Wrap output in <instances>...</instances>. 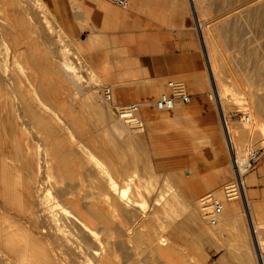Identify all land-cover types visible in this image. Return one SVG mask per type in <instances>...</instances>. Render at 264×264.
I'll list each match as a JSON object with an SVG mask.
<instances>
[{
	"label": "bare ground",
	"instance_id": "obj_1",
	"mask_svg": "<svg viewBox=\"0 0 264 264\" xmlns=\"http://www.w3.org/2000/svg\"><path fill=\"white\" fill-rule=\"evenodd\" d=\"M37 1L39 2L0 0V11L3 12V15L0 14V97L6 94L5 101L9 99L8 93L4 92V87H7L13 89L14 99L17 100L16 111L12 115L10 125L15 137L11 143L14 151L2 155L0 159V264H179V259L183 261L182 264H209L203 252L197 250L198 247L191 256L186 252L184 244L179 243L183 225L180 220L177 221L174 212L178 211H174L175 204L169 203L176 202L180 192L175 190L171 198H167L164 204L160 203V197H155L152 172L147 175L148 177L133 174L137 172L140 162L143 163L142 166L148 162L147 157H143L142 142L140 143L133 133L139 127L142 130L143 119L138 114L135 123L126 121L120 115L118 119L112 120L107 109L97 104L95 100L97 82L108 72L106 61L95 67L87 66L85 62L84 67L79 63L81 57L77 56L74 61V55L72 60L69 52L67 53L66 45L56 42L68 34L59 24L60 21L51 24L50 20H46L47 16L42 14L48 9L46 1L41 0L43 6L40 2L39 6ZM258 1L246 0L244 6L234 12L233 16L241 14L248 8L251 9ZM190 2L194 8L201 43L208 57V69L213 81L210 97L215 99L220 109L225 140L232 155L233 165V154L238 160L241 159L238 156L240 149L236 133L240 132L239 135L244 139L251 138L250 131L246 126H239L237 129L236 125H229L227 120L232 151L223 117L227 119L225 112L227 104L232 100L238 101L237 95L243 92L237 90V81L229 80L230 73L222 63L224 60L220 61L217 56L219 49L215 38L207 31L204 21H201V15L206 10L205 3L202 0ZM230 15L232 14H228ZM258 16L264 17V11H259ZM42 17L46 18L43 20ZM217 30L218 28L214 31L219 38L222 31L219 34ZM105 34L102 30H95L90 34L92 36L89 38V48L104 47L108 51L106 53L108 56L119 54L118 57L122 58L126 55L125 49L119 50L115 40L106 43ZM7 35L11 37L15 48L10 54L6 52L7 50L5 53L4 50L7 48L3 47ZM57 36L59 39H55ZM22 37H28L30 50H22L21 53L18 50L20 47L17 46L21 43ZM41 44L44 46L41 47L39 54L35 49L39 50ZM123 59L124 57L121 59L122 62L113 61L116 66L122 65V69L117 70V81L122 84L125 79L130 78L137 82V85L151 82L147 75L141 74V69L130 72L129 69L128 71L123 69V65H128ZM21 62L28 65V69L26 67L27 70L20 72L16 67ZM133 63L131 60L130 64ZM45 69L48 72H45ZM262 80L264 81V78ZM65 89L67 92L70 91L69 95L68 93L64 95ZM73 89L83 92L85 99L83 98L82 102L79 99L77 104L83 103L81 104L83 111L93 115L87 119L90 130L82 127L74 116L54 117L47 109L48 101L59 95L63 97L60 99L61 102L67 104ZM247 95L255 109L253 117H264L263 97L251 90ZM102 99L103 103H112L106 101L103 96ZM73 101L76 99L70 102L74 103ZM71 103H68L71 108L77 106L76 102L74 106ZM178 105L181 104L177 103L169 109H158L156 105L155 107L158 110H170ZM244 120L250 122V116L247 115V119ZM253 122V125L257 124V121ZM259 126L264 127V123ZM97 133L102 137L100 140L94 139ZM255 138L253 141L258 140ZM130 156L133 158H129ZM233 172L235 184L228 186L233 191L226 194V200L240 198L244 203V213L249 217L252 229L250 239L257 255L255 264H264L262 251L264 236L255 228L254 218L257 214L254 213L252 204L246 201L247 186L244 176L240 182L234 168ZM171 175L172 177H169L178 185L185 184V179L180 174L173 172ZM143 192L150 196L148 201L152 198L149 211H145L138 204L137 195ZM202 198H192L187 204L184 200L182 204L177 203L187 210L185 222L196 227L199 242L214 239L219 231L222 233V227L218 225V221L216 222V217L211 216L214 215L213 204L224 203V200L211 195ZM238 205L240 204L236 202L227 205L225 219L229 221L239 219ZM160 213L164 215V219L157 222L156 217ZM211 223H217L215 225L219 230L213 228L215 225L212 227ZM248 254L249 252L244 253V257L248 258ZM223 260L224 256L219 259L220 264H224Z\"/></svg>",
	"mask_w": 264,
	"mask_h": 264
},
{
	"label": "rangeland",
	"instance_id": "obj_2",
	"mask_svg": "<svg viewBox=\"0 0 264 264\" xmlns=\"http://www.w3.org/2000/svg\"><path fill=\"white\" fill-rule=\"evenodd\" d=\"M45 1L48 5V9L44 13L42 12L41 13L47 16V18L46 17H42V18L43 20L44 18H46V20H50L51 24L55 23V21L56 22L60 21L59 24H61V26L63 27L64 31L68 34V36H64L61 40L57 36L55 37V39H59L58 41L56 40L57 43L66 45L67 53L69 52L71 59L74 58V55H75L74 61H76L77 56L81 57L82 60H80L79 63L80 65L83 64L82 66L84 67H86L85 66L86 63L87 66L95 67L99 64H102V62L106 61L105 66L107 67L106 69L108 70V72L104 76V78L103 77L99 78L97 82V87H96L97 95L95 98L97 104L107 109L112 120L119 118L118 117L119 107H122L130 103H136L140 106L139 117L143 119L144 127H142V130L141 127L137 128V130L135 129L136 131L133 133L135 135V138L139 139L140 143L142 142L141 148L144 150L143 152L145 154V155L143 154V157L145 158L147 157L148 162L145 161L147 162L145 163L146 167L144 165L142 166L143 163L140 162V164H138L139 168L137 167L138 170L136 169L137 172H134L133 174L136 173L135 174L136 176L138 174H142L144 175V177H146L147 175L149 176L150 172H152L153 179L151 180L154 181L153 187L156 194L155 197L157 198L160 197L159 198L160 203L164 204V201L166 202L169 198H171L175 190H176L175 192L178 193L180 192V194L178 195V200H176V202L169 203V205L175 204L174 205L175 210L174 209L173 210L178 211L174 213L177 215V221L178 222L181 221L183 225L181 228L183 232L180 234L181 236H179V241L181 242L179 243H181L182 245L184 244V247H186V252H188L189 255L191 254L192 256L193 254H195L196 247H198L197 250L199 249L201 252H203L204 256H206L205 259L206 260L208 259L207 261L209 264H220L219 259L222 256H224V260H223L224 264H245V263L255 264L257 262L256 261L257 255L256 253H254L255 251L253 248L252 241L250 239V233H252L251 232L252 229L250 226L249 217L246 216L244 213V203H242L240 198H236L235 200L233 199L229 201L226 200L227 199L226 190L229 189L228 186H230L231 184H235L233 165H232V155H230V152L227 151L224 152L221 159L212 162L209 161L204 156H202L201 152L195 153L193 150V145L191 144L190 141H184L181 143H169L166 145L153 147L150 144V137L146 135L147 118L143 117L145 115L144 111L145 109H150L152 113L160 112L159 110L156 109L155 102L158 96L160 95V93L166 90L165 83L168 80L172 79L182 83L183 86L186 87L185 91L191 94L190 101L186 104H181V105L183 106L190 104L194 105L200 103L203 98L206 99L208 102H210L211 105L212 104L214 105L215 99L210 97V95L212 94L213 81L210 77V73L208 69V57L206 54V50H204L205 48H203L204 46L201 43L200 31L198 30V24L194 15V8L192 7V3L190 2V0H130L128 7H121L107 0L110 3V8L104 11H100L101 1L96 3L95 9H89V8L85 9L82 6L75 4L74 6L77 8L79 13L82 14V12L84 11L86 13L85 17L80 16L78 20L80 26V33L78 35H74L65 29L59 15L56 13V11L53 8L52 5L53 0H45ZM39 2L41 3V0H39ZM39 2L37 1V3ZM202 2L205 3L206 10L201 15V21L202 22L204 21V26L207 28V31L209 32L210 35H212L215 38L217 49H219L217 50L218 52L217 56L220 59V61L224 60L222 62L224 63L223 66H226V69L230 73L229 80L235 82L237 81L236 82V84L238 83L236 85L237 90H239V92L241 91L243 92V93L241 92L242 94L237 95V98L239 100L238 101L232 100L231 102H229L225 110V112H227L226 116H227V120H229V125H233V126L236 125L235 127L237 129L239 128V126H246L250 131L251 138L243 139L242 135L241 136L239 135L240 132L236 133L238 138L239 137L242 138V139L237 138L238 147L240 149L238 156L242 159V157L246 156L249 151L256 152L259 151L260 148L262 151L261 158L257 163L255 169H253L252 171H248L244 175V181L246 182V186L248 187L249 185L248 187L249 191L247 190V195L248 192H250L251 197H253L254 199L256 198L260 199L261 196L264 197V181L258 179L259 176L260 177L264 176V127L261 126L263 127L261 128L259 125L262 122L264 123V117L263 116L253 117L254 116L253 113L255 109L253 106H251L248 100L249 98L247 93L249 90H251L254 93H256L258 96L263 97L264 99V81L262 80V78H264V66H263L264 65V19H263L264 17L258 16L259 11L261 10L264 11V0H259L256 4L257 6L253 5L254 7H251L250 5L249 7H251V9L248 8L246 10L247 12L244 10L243 12H241V14L237 16H233L234 12H237V10L240 9V7L242 8L246 0H202ZM136 3H139V5H136ZM109 11H113V13L120 14V17L116 18L113 14L112 15L107 14ZM0 12H1L0 14L3 15V12L2 11ZM132 13L137 15L139 14V16H143L147 24H150L152 22L154 23L158 22L159 24L169 26L177 23L178 21H180L183 24L184 20H187V22L190 24L191 27L189 31L187 29L185 33V37L191 40L192 43L191 45L196 46L202 54V63L199 71L196 73H190L189 75H187L188 76L187 79L182 78L181 76H174V75H169L167 77L162 78L161 82L163 85L160 84L158 93L152 98H148L147 96L148 95L147 86L143 87L142 85H137L136 84L137 82L131 80L130 78L125 79L124 82H122V84L121 82H119V80L117 81L118 79L117 70L122 69L121 67L122 65L116 66L115 64H113V61L122 62L121 59L124 57L123 60H126L128 65L127 64H125V66L123 65V69L124 68L127 69V67L129 66V58L127 57L128 54L127 50L123 48L125 49L127 54L124 55L122 58L118 57L119 54H117V56L116 55L108 56L106 55L108 51L104 47H100L97 49L89 48V38L92 36L90 34H92L95 30H100V31L102 30L104 31V34L106 33L104 37L106 43L110 42L111 40H115L116 38L121 46L129 47V23H131L133 19ZM227 13L232 15L228 16ZM137 18L138 17H134V19ZM216 28H218L217 31H219V34L221 31H222L221 35L223 34L222 36L220 35L219 38L216 36V32L214 31L216 30ZM49 29L52 30L51 27H49ZM35 36L36 35H34V37ZM225 36H227L228 38ZM21 39H22L21 43L19 44V46H17L18 48L20 47L18 50L21 53L23 52L22 50L24 51L30 50V46H29L30 44L27 43L28 37H22ZM221 39L222 42L220 41ZM3 43H4L3 45L4 49L7 48L4 50V52L7 50L6 52L10 54L12 50L15 49L14 45L12 44L11 37H9L8 35L6 36V41H4ZM43 46L44 45L41 44L40 47L38 48L39 50L35 49V52L41 54V50H42L41 47ZM223 57H225V59H223ZM10 65L13 66L12 63H10ZM26 67L28 69V65H25L24 63L22 64L21 62L20 65L16 67V69L21 72L23 70L25 71ZM42 70H44V68ZM46 71L48 72V70L45 69V72ZM47 74L50 75V73ZM196 74H199L201 76L204 83V88H199L198 86H196L195 84ZM245 82L248 84H245ZM105 85H111L113 89V101L111 104L103 103L104 101L102 102L103 99H102L101 89ZM73 90L71 92L72 95L70 98L71 100L69 99L68 101L69 104L72 102V100L75 99L76 101L73 102L74 103L76 102V104L79 102L78 101L79 99L80 101L83 98L85 99L83 92L81 93V91H78L77 89H73ZM75 91L76 93L77 92L78 93L74 94ZM4 92L8 93L9 99L5 101L6 94L0 97V159L2 155H8L9 152L12 151L13 153L14 151L11 143L13 142L15 137L13 135V131L10 130V125L12 124V117H13L12 115L13 113H15L17 107L16 105L17 100L14 99L15 94L13 92V89L4 87ZM69 92L70 91L67 92V89H65L64 95H66V93H68L69 95L70 94ZM64 95L62 94V96ZM60 96L61 95H59L57 98H53L52 101L47 100L49 103L47 105L48 111L54 117L74 116L79 120V123L81 124L82 127H84L87 130H90L87 119L88 117H93V115L83 111V107H82L83 103H81L82 105L79 103L77 104V106H74V103H71L74 106V108L77 107L74 109L71 108L68 103L67 104L62 103L60 99L63 97ZM149 103H151V105H147ZM181 105H178V107H180ZM69 110L70 113L68 114ZM163 112H167V110H164ZM242 113H246V115L250 116V122L245 120L241 121L239 118H237L243 116ZM22 117H24V115ZM25 117L28 116L25 115ZM212 118H213V122L216 124L217 130H220L221 129L220 119L215 108L213 109ZM253 120L257 121V124L253 125L254 124ZM201 121L204 123L207 122L208 119L206 117H202ZM174 130L175 129H173V127L168 123H157L156 129L155 131H153V133L160 136H164L167 133H173ZM255 137H257L258 140H254L255 141L254 142L253 139H256ZM101 138L102 137L98 133L94 137V139L97 140H100ZM130 155L132 154L130 153ZM129 158L132 159L133 156H130ZM190 160H193L194 162H189ZM131 171L132 170H130V173ZM173 172L180 174L185 179V184L182 183L183 185L182 184L178 185L177 183H175L171 178L172 177L171 174H173ZM155 177L157 178V180ZM176 185L178 187H176ZM253 185H257V186L254 188ZM259 185H262L261 189L259 188ZM147 194L148 193L143 192L142 194L137 195V198H139L138 201L140 202V203L138 202V204L141 207H143L145 211L151 210L150 202L152 201V198H149L148 201L147 199L150 196ZM206 195H211L212 197H215L219 200H224L223 211L220 216L215 218L216 222L217 221L219 222V223L217 222L218 225L222 227V233L221 231H219L218 234L220 236L217 234L214 237V239H210L205 242H199L197 240L198 232L196 227H193L192 224L187 225L188 222L187 221L185 222V219L187 220L186 217L187 210L183 209L184 208L183 205L178 206V204L179 203L182 204L183 200L185 201V204H187V202H189V200H191L192 198L203 199L202 197H205ZM134 197L136 198V196ZM235 202L240 204L238 205V209H239L238 212L240 211L238 213L239 221L238 220L229 221L225 219V210L228 204ZM254 203H255V207H254L255 214H257L255 215L254 218L256 220L255 228H257V230L260 231L264 236V198H262V200H255ZM163 210L164 209H162L161 211L164 212ZM212 217L214 218L215 216L212 215L211 218ZM156 218H157V222H161L164 219V215L160 213L159 215H157ZM237 221L239 223L241 222L242 223L239 224ZM217 223L215 224L217 225ZM221 223L222 224L225 223V224H223L222 226ZM215 224L211 223V226L213 227ZM216 225L213 228L219 230ZM240 227H242L243 229ZM244 240H248V241H244ZM245 243L249 245L247 246ZM199 246H201L202 249ZM262 247H263L262 251L264 252V243ZM245 248L248 249L246 250ZM245 250L249 252L248 258L244 257V253H247ZM182 263L183 261L181 262V259H179V264Z\"/></svg>",
	"mask_w": 264,
	"mask_h": 264
},
{
	"label": "crops",
	"instance_id": "obj_3",
	"mask_svg": "<svg viewBox=\"0 0 264 264\" xmlns=\"http://www.w3.org/2000/svg\"><path fill=\"white\" fill-rule=\"evenodd\" d=\"M99 1H101L100 11L110 8V3L107 0H53L52 5L65 29L78 35L80 33L78 20L80 16L85 17L86 13L84 11L81 15L74 5H80L85 9H95V5ZM107 14H113L116 18L120 17V14L113 13V11H109ZM132 16L133 19L129 23V47L121 46L116 38L115 40L119 50L125 48L128 52V54L126 53L129 58L127 71L128 69L129 72L141 69V74L147 75L151 80L149 84L142 85L148 87V98H152L158 93L160 84L163 85L162 78L174 75L187 79V75L199 71L202 54L196 46L191 45V40L185 37L187 29L189 31L191 27L187 20H184L183 24L178 21L173 25L166 26L158 22L147 24L145 18L139 14L132 13ZM134 17L138 18L134 19ZM131 60L134 62L133 64H130ZM195 84L199 88H204L203 80L199 74H196ZM147 105H151V103ZM214 108L219 115L220 130H217L216 124L213 122ZM159 111L152 113L150 109H145L143 116L147 118L146 135L150 137V144L153 147L190 141L195 153L201 152L202 156L212 162L221 159L224 152H230L225 140L221 112L215 101L214 105H211L203 98L200 103L194 105L176 106L167 112ZM202 117H206L208 121L203 123ZM157 123H168L175 130L164 136L157 135L153 133ZM189 162L194 161L190 160ZM259 177V180L264 181V176ZM256 186L253 185L254 188ZM261 187L262 185H259L260 189ZM262 198L264 197L254 199L248 192L246 201L252 204L254 211V201L262 200Z\"/></svg>",
	"mask_w": 264,
	"mask_h": 264
},
{
	"label": "built area",
	"instance_id": "obj_4",
	"mask_svg": "<svg viewBox=\"0 0 264 264\" xmlns=\"http://www.w3.org/2000/svg\"><path fill=\"white\" fill-rule=\"evenodd\" d=\"M112 3L119 5L121 7H128L130 0H111ZM166 91H163L159 97L157 98L155 105L158 109H169L172 108L175 104H186L191 99V94L187 93L185 91V87L182 83L176 81V80H168L165 84ZM101 94L103 98L108 101H113V89L111 85H105L101 89ZM140 107L139 105L135 103H130L127 105H124L118 109V114L123 117L126 121L130 123L137 122L138 114H139ZM243 116L237 117L240 120L247 119L246 113H242ZM225 125H226V132L228 139L231 144L232 148V141L231 136L227 127V119L226 117H223ZM262 155L261 149L259 151H249L246 156H243L242 159L238 160L237 156L233 154V168L235 171V174L237 176V179L241 182L242 177L248 172L255 169L257 163L259 162ZM232 188L229 187L226 191L227 193L232 192ZM226 193V194H227ZM227 196V195H226ZM223 211V203L222 202H215L212 207V213L215 217H218L221 215ZM213 222H215V219H213Z\"/></svg>",
	"mask_w": 264,
	"mask_h": 264
}]
</instances>
